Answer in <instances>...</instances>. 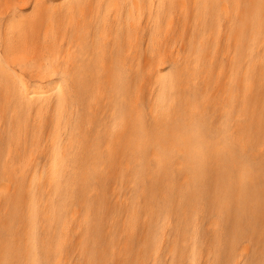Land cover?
I'll return each instance as SVG.
<instances>
[{
    "label": "bare ground",
    "instance_id": "bare-ground-1",
    "mask_svg": "<svg viewBox=\"0 0 264 264\" xmlns=\"http://www.w3.org/2000/svg\"><path fill=\"white\" fill-rule=\"evenodd\" d=\"M0 264H264V0H0Z\"/></svg>",
    "mask_w": 264,
    "mask_h": 264
}]
</instances>
